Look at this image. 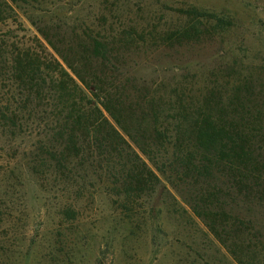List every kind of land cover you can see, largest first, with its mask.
<instances>
[{
    "label": "rangeland",
    "instance_id": "1",
    "mask_svg": "<svg viewBox=\"0 0 264 264\" xmlns=\"http://www.w3.org/2000/svg\"><path fill=\"white\" fill-rule=\"evenodd\" d=\"M38 28L68 53L88 35L122 46L139 83L233 100L264 130V0H0V48L38 39L56 56ZM14 89L0 81V108L17 107ZM16 133L0 125V264H237L164 179L125 203L106 189L118 175L61 177L36 127Z\"/></svg>",
    "mask_w": 264,
    "mask_h": 264
},
{
    "label": "trees",
    "instance_id": "2",
    "mask_svg": "<svg viewBox=\"0 0 264 264\" xmlns=\"http://www.w3.org/2000/svg\"><path fill=\"white\" fill-rule=\"evenodd\" d=\"M38 32L57 57L38 39L36 48H0V81L17 95V109L0 108L2 128L15 135L36 127L50 146L39 151L61 177L79 167L118 175L106 189L125 203L164 179L237 264H264L260 116L244 115L233 100L228 110L220 97L196 102L174 91L165 98L114 57L124 47L88 35L68 53L45 29ZM188 36L177 32L169 40Z\"/></svg>",
    "mask_w": 264,
    "mask_h": 264
}]
</instances>
